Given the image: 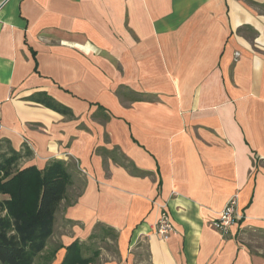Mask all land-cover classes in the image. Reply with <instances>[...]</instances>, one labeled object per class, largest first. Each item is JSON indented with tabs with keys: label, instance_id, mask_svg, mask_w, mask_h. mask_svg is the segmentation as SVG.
<instances>
[{
	"label": "crops",
	"instance_id": "obj_1",
	"mask_svg": "<svg viewBox=\"0 0 264 264\" xmlns=\"http://www.w3.org/2000/svg\"><path fill=\"white\" fill-rule=\"evenodd\" d=\"M3 139L70 174L33 264L75 241L88 264H264L240 240L264 231V0H0Z\"/></svg>",
	"mask_w": 264,
	"mask_h": 264
},
{
	"label": "trees",
	"instance_id": "obj_2",
	"mask_svg": "<svg viewBox=\"0 0 264 264\" xmlns=\"http://www.w3.org/2000/svg\"><path fill=\"white\" fill-rule=\"evenodd\" d=\"M48 106L70 114L69 109L53 101ZM31 154L27 148L16 151L7 140H0V195L7 196L0 199V264H33L41 255L71 180L65 162L59 159L40 169L35 165L21 167L22 159ZM113 234L110 228H99L90 239ZM99 252L96 242L87 245L75 241L66 247L60 264L93 263Z\"/></svg>",
	"mask_w": 264,
	"mask_h": 264
},
{
	"label": "built area",
	"instance_id": "obj_3",
	"mask_svg": "<svg viewBox=\"0 0 264 264\" xmlns=\"http://www.w3.org/2000/svg\"><path fill=\"white\" fill-rule=\"evenodd\" d=\"M236 207V197L232 196L227 200L218 217L212 221V225L215 227V229H217L223 235L229 234L231 226L238 219ZM153 230L163 239H167L172 233H174V226L165 210L161 212Z\"/></svg>",
	"mask_w": 264,
	"mask_h": 264
},
{
	"label": "rangeland",
	"instance_id": "obj_4",
	"mask_svg": "<svg viewBox=\"0 0 264 264\" xmlns=\"http://www.w3.org/2000/svg\"><path fill=\"white\" fill-rule=\"evenodd\" d=\"M1 197L2 196H0V198ZM240 240L251 251L255 253H257L258 251H261L264 254V231H248L243 236L240 237ZM141 262L142 264H147L146 257H142Z\"/></svg>",
	"mask_w": 264,
	"mask_h": 264
}]
</instances>
